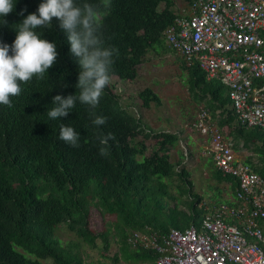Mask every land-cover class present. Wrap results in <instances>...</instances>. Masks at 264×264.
<instances>
[{
	"label": "trees",
	"instance_id": "16d2710c",
	"mask_svg": "<svg viewBox=\"0 0 264 264\" xmlns=\"http://www.w3.org/2000/svg\"><path fill=\"white\" fill-rule=\"evenodd\" d=\"M176 1L110 0L104 7L106 0H92L100 9L98 20L106 45L118 49L111 77L133 81L151 53L172 52L163 33L175 22ZM41 2L18 0L15 10L5 18L7 23L0 24V40L11 44L14 40L8 39L16 36L13 25L37 11ZM24 9L27 11L21 15ZM53 24L59 27L39 29L45 38L57 43L59 51L49 75L22 84L23 91L12 98V106L0 105V264H86L89 254L85 251V260L81 257L83 245L85 250L99 249L109 257L114 243L118 251L110 257L112 264H155L158 254L131 248L128 235L149 231L161 236L172 229L199 228L205 214L199 207L203 198L193 192L187 169L179 170L180 162L171 159L181 136L154 130L143 121V110L162 102L150 88L138 94L142 116L124 108L109 85L95 110L107 118L105 125H94L88 106L79 103L68 116L50 120L47 110L55 95L78 94L80 67L70 53L59 20L53 18ZM184 76L193 99L204 102L211 97L205 110L212 120L222 109L241 132L252 130L254 140L257 132L264 137L260 130L238 123L229 109L227 89L216 80L208 81L197 64H184ZM63 124L80 131L79 147L60 139ZM108 133L113 138L101 145L99 138ZM151 140L155 144L150 150ZM101 147L107 148V155L101 154ZM256 171L264 177V168ZM212 179L233 182L236 194V179L220 172L216 165ZM180 180L191 187L190 202L170 191L174 181ZM93 208L104 216H114L115 221L94 230L90 226ZM61 227L76 241L64 245L56 235Z\"/></svg>",
	"mask_w": 264,
	"mask_h": 264
},
{
	"label": "built area",
	"instance_id": "2783aa9c",
	"mask_svg": "<svg viewBox=\"0 0 264 264\" xmlns=\"http://www.w3.org/2000/svg\"><path fill=\"white\" fill-rule=\"evenodd\" d=\"M165 35L187 66L227 89L238 123L264 135V0H197ZM192 128L209 138L217 169L236 179L235 200L206 207L199 228L133 231L127 244L158 254L155 264H264V177L237 158L205 108Z\"/></svg>",
	"mask_w": 264,
	"mask_h": 264
},
{
	"label": "clouds",
	"instance_id": "9594fccd",
	"mask_svg": "<svg viewBox=\"0 0 264 264\" xmlns=\"http://www.w3.org/2000/svg\"><path fill=\"white\" fill-rule=\"evenodd\" d=\"M195 1L197 0L190 3L180 0L175 2L181 5L178 12L174 5L177 13L175 22L178 18L189 16ZM108 2L110 0H106L104 7H107ZM17 3L18 0H0V24L7 23L5 18L15 10ZM25 11L27 9L20 14L23 15ZM99 11L92 0H42L37 11L29 13L21 22L13 25L16 36H11L8 41H14L8 44L4 42L6 40H0V105L12 106V98L23 91L22 84L33 79H44L49 75L50 69L57 62L59 51L57 43L45 38L39 29L59 27L53 24V18H57L60 27L67 34L70 53L80 66L77 83L79 91L78 94L76 92L67 96L55 95L51 103L53 106L47 110L48 118L56 120L66 117L79 103L88 106L94 125L98 128L105 125L107 118L96 114L95 110L109 85L124 108L134 109L129 98L124 97V91L138 78L125 81L117 75L111 77L118 49L106 45L102 25L98 20ZM175 22L171 26H175ZM167 29L163 33L164 41L176 54L166 42ZM59 137L73 147L80 145L81 133L71 124L61 126ZM111 138V133L102 135L99 138L101 145H107ZM100 151L102 155H107L106 147H101Z\"/></svg>",
	"mask_w": 264,
	"mask_h": 264
},
{
	"label": "rangeland",
	"instance_id": "374dc122",
	"mask_svg": "<svg viewBox=\"0 0 264 264\" xmlns=\"http://www.w3.org/2000/svg\"><path fill=\"white\" fill-rule=\"evenodd\" d=\"M181 5L175 4V10L178 12ZM129 89H125L124 97L129 98L131 105H133L134 112L137 115L142 116V106L141 100L138 98L139 92L146 88L154 90L162 99L161 105H153L150 109L143 110V116L145 115L150 120L149 124L152 128L156 130H161L163 127L168 126L166 122L177 123L179 121L185 122L191 126L196 120L199 111L205 108L202 102H198L193 99L188 87L185 83L184 77V62L179 57V55L172 52H165L161 55L156 53H151L147 61L139 67V77L138 79L130 84ZM195 110V114L193 111ZM170 116L168 120L165 116ZM161 126V127H160ZM188 130L189 133L193 132L189 128H184ZM195 132V131H194ZM155 141L151 140L148 142V147L150 150L154 146ZM188 171L189 179L193 184V192L203 196L205 200L209 201L210 198H219V189L217 188V182L212 179V173L214 168H186ZM181 170V168H179ZM178 185H180L178 187ZM190 185L187 182L174 181L170 187L172 194L180 197L183 202L186 200L190 202L191 193ZM184 192L183 194L180 192ZM188 191V192H186ZM177 203V202H176ZM174 203H172L173 205ZM179 209L182 208V205ZM185 209H188L185 206ZM114 222V216H104L98 210L93 208L90 212V226L96 230L100 231L105 227L107 222ZM61 242L66 245L70 242L76 241L74 235L70 234L65 227H61L57 234ZM85 251L89 254L86 264H112L110 257H112L117 251L118 246L114 243L107 256H103V253L99 249L85 250V245L80 249L81 257L85 260ZM54 262L53 260H51ZM89 262V263H88ZM51 264V263H46Z\"/></svg>",
	"mask_w": 264,
	"mask_h": 264
},
{
	"label": "crops",
	"instance_id": "0c3cea01",
	"mask_svg": "<svg viewBox=\"0 0 264 264\" xmlns=\"http://www.w3.org/2000/svg\"><path fill=\"white\" fill-rule=\"evenodd\" d=\"M210 99L211 97L208 96V98H206L205 101L202 102V105H204L205 108L207 107V101H209ZM230 108L231 106L229 107V109ZM193 113L195 114V110L193 111ZM226 117L227 116L222 109L217 110L216 118L213 121L215 125L224 133V135L232 140L237 158L240 161L251 166L255 171L257 169L264 168V137L257 132L255 133L257 134V140H254L256 138H254L252 130H244L241 132L237 128L238 124L235 122V120H230ZM169 118L170 116H165L166 120H168ZM142 119L145 124L150 126V120H148V117L144 115ZM166 124L168 126L163 127L158 131L176 133L181 136L179 145L171 151L172 161L180 162L178 168H215V165L213 164L214 162L207 152L210 145V140L208 137L194 130L192 128V125H189L188 127V124L185 122L179 121L177 123H174L171 121L166 122ZM150 128L152 127L150 126ZM184 128H189L193 132L189 133V131L185 130ZM214 182L217 181L214 180ZM217 188L219 189V198L212 197L209 201H207L202 196L203 199L200 202V208H203V210H205L206 207H214L221 203H233V201L235 200L233 182H217Z\"/></svg>",
	"mask_w": 264,
	"mask_h": 264
}]
</instances>
